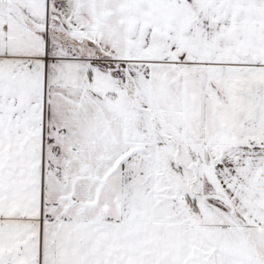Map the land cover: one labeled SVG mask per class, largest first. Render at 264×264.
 Returning a JSON list of instances; mask_svg holds the SVG:
<instances>
[{"label":"snow or ice","instance_id":"6c2138e0","mask_svg":"<svg viewBox=\"0 0 264 264\" xmlns=\"http://www.w3.org/2000/svg\"><path fill=\"white\" fill-rule=\"evenodd\" d=\"M0 264H264V0H0Z\"/></svg>","mask_w":264,"mask_h":264}]
</instances>
